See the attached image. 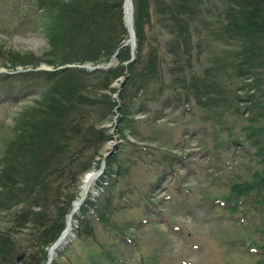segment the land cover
I'll return each mask as SVG.
<instances>
[{"label":"rangeland","instance_id":"obj_1","mask_svg":"<svg viewBox=\"0 0 264 264\" xmlns=\"http://www.w3.org/2000/svg\"><path fill=\"white\" fill-rule=\"evenodd\" d=\"M79 1L76 13L64 17L72 23L67 45L53 28L48 33L52 19L40 3L77 0H0V86L6 88L0 87V172L17 155L20 177L42 183L34 190L41 201L28 218L33 228L17 227L18 238L5 242L14 258L0 264H47L84 176L99 168L102 174L73 216V238L52 264H264V50L250 49V32L229 16L241 17L244 0H181V11L190 14L186 22L164 15V0H145L144 16L139 0H131L133 49L125 0L95 15L82 34L69 31L87 20ZM111 58L115 62L103 70L117 67L120 58L123 74L109 87L103 74L77 67L107 65ZM235 60L243 65L237 73ZM151 62L148 88L139 91L143 79L135 75ZM61 66L78 70L41 98L45 79L25 73ZM129 70L136 80L126 85ZM91 101L96 105L86 112L82 103ZM51 102L60 116L36 142L39 152L26 156L29 136L22 127L27 133L30 122L18 123L17 116ZM45 123L34 125L33 138ZM8 142L22 151L7 153ZM29 157L32 175L25 170ZM13 208L0 211V228L6 222L1 215Z\"/></svg>","mask_w":264,"mask_h":264},{"label":"trees","instance_id":"obj_2","mask_svg":"<svg viewBox=\"0 0 264 264\" xmlns=\"http://www.w3.org/2000/svg\"><path fill=\"white\" fill-rule=\"evenodd\" d=\"M78 1V4H71V5H66V2H46L43 3L41 2L40 5H47V8L44 10V16L47 18V20H50V18L52 19V24L49 22L48 25V33L51 31V28H53L56 32V35H60L63 38V43L68 45V42L66 40V31L68 30L67 27H69L70 23L64 18L68 13L70 14H75L77 7L80 4V1ZM84 5H85V10H86V14H85V18L87 19L85 23H82V25H78V27H76L75 29H70V32H77L78 34H82V26H86L88 24H93V21H95L94 16L97 14H105V8H118L121 4H122V0H100L97 3H93L92 0H81ZM105 1H107V5H103L102 3H104ZM164 2L166 4H168L169 6V10L168 12H165L164 15H168V18L171 19H177L178 21H187L189 19V15L190 14H186L183 11H181V7H180V2L181 0H164ZM99 3H101L102 5L99 6ZM145 0H139L138 1V7H140V10H142V14L144 16V11H145ZM243 6L242 10H241V17L237 16L235 17V15H232V11H230L231 14H229V16L231 17V19L235 22V24L237 25V27H241L243 29H247L250 32V36H247L248 39H250V49L252 48L254 50V52L258 51V50H264V0H244V2L241 3L240 8ZM145 7V8H144ZM237 8H239V4L236 6ZM231 10H233V8H231ZM239 10V9H238ZM236 10V11H238ZM142 14L140 13L139 16L137 15V18L140 17L138 23H137V31H136V35L139 37H142V27L144 25V20L142 19ZM72 17V15H70ZM50 17V18H49ZM96 18V17H95ZM97 20V19H96ZM51 21V20H50ZM48 24V23H47ZM182 24H186L184 22H182ZM89 29V27H88ZM87 34L88 31H85L84 34ZM91 33V31H90ZM142 39V38H141ZM141 40H139L140 43ZM138 43V45H139ZM179 45V43H177ZM140 47V46H139ZM180 47V46H179ZM189 54V53H187ZM155 56L157 55L156 53L154 54ZM236 55H241V53H238ZM119 64L117 67H111L108 68L106 70L103 71H93V72H89V71H84L86 72L88 75H92V74H96V73H101L104 75V78L106 79V84L107 87H109L111 81L113 79H116L119 75H122L123 73V69H122V64L120 61V58L118 59ZM235 60L234 65L238 66L239 68L237 69V67L235 68L234 72L237 73L239 72V69L241 68L240 66H243L239 61ZM153 64L154 63H149V68H146L144 71V74L141 75H135L137 78H139L140 80L143 79L142 81V86L139 87V91H144L146 90L148 87V81L146 80L147 78H149V74H153L154 68H153ZM129 68L130 65H134V63H128ZM122 66V67H121ZM78 70V68H70V67H66L63 68L61 70L58 71H47V70H32L31 72H27L25 73V76L30 77L32 79H36L38 81V79L40 77H42L43 79H45V82H41V88H42V93H40L41 98H45L47 96V94L58 84L59 81H61V79H63L66 74L70 71H75ZM122 70V71H121ZM131 70V69H130ZM129 70V73H130ZM82 71V70H81ZM171 72L174 71V69L170 70ZM131 73L126 77V85L130 84V83H134L136 78L130 76ZM144 78H146L144 80ZM52 83V87L49 85ZM61 83H65L63 81H61ZM80 83H77V86H81L79 85ZM135 85V84H134ZM2 87V86H0ZM3 89H6L4 87H2ZM92 88V87H91ZM110 89V88H109ZM139 93H136V99L138 98ZM18 97V96H16ZM78 97H83L81 94H77L76 98ZM75 99V98H74ZM18 99H16L17 101ZM20 101V100H18ZM74 102V101H73ZM82 105L86 106V112H91V109L93 108L94 105H96V103L94 101H91V103H82ZM56 108H59V105L57 104H52V102L49 105H43L41 106H37V109H29V110H33V111H23V113H21L20 115L17 116L16 121L18 123L23 122L25 123L26 120H23L24 118H27V121L30 122L29 124V129L28 132L29 134H27L25 132V126L22 127V132L25 133L26 138H28L26 144L29 146L28 151L26 152V156H28L32 151L35 153H38L40 148H39V144L35 145L36 142L39 139H42L43 137H45L47 135V130H49L50 128H53V125L50 124L52 122V120L57 121L56 118H58L60 116V113L56 111ZM36 111L37 114H33L32 112ZM34 116H37V118L34 119ZM124 116V115H123ZM123 119V118H122ZM46 122V123H45ZM36 123H40L44 124V129L41 130L39 132L40 136L39 138H33V136H37L38 135V131H36V128L34 127V125ZM53 123V122H52ZM18 125L16 124V127ZM27 128V127H26ZM22 132H18V134H16V136L21 137V135L23 134ZM45 134V136H44ZM32 138V140L30 141V139ZM9 143V145H8ZM7 146H6V152L9 153L11 152V149L14 148L16 149L18 152L22 151V146L18 145L16 142H8ZM24 145V144H23ZM30 145H33L32 147ZM26 146V145H25ZM24 146V148H25ZM24 150V149H23ZM6 155V154H5ZM17 155H14V161H12V163L8 164L6 166L5 171H1L0 172V182L3 181V188L6 189L3 191V194L0 195V204H2L0 206L1 210L0 211H4L6 212L8 209L13 208V212L9 213L7 215L2 214L1 217L3 219H5V223L3 224V227L0 228V262L1 261H8V259L10 258H14V255H12L9 251V248L7 246H5V242H10L13 240V238H18L15 237L13 234L16 231H20V229H17V227L20 228H25V229H32V225L30 224L31 222H29L30 220L28 219L30 215H34L33 211H31L30 209L32 207L35 206V204H39L40 201H37L36 197H35V193L34 190L35 188L39 189L41 188L42 183H37L38 181H36L37 179L33 180V183L31 184L30 178L29 177H20V168L23 169L21 164V159L17 161ZM29 163V165L26 164L27 168L25 169L26 172L32 175V169H34L35 164H34V158L29 157L26 159ZM17 161V162H16ZM39 165V164H37ZM42 168L37 167L36 170H38L37 172L41 171ZM24 170V171H25ZM25 173V172H24ZM27 173V175H28ZM40 173V172H39ZM39 176V175H38ZM35 176L34 178L38 177ZM40 181V179H38ZM36 183V184H34ZM42 189V188H41ZM37 192V191H36ZM13 200L15 201L14 204H12L11 206L9 205V202ZM18 207L20 208H17ZM236 206V203H233L232 206L230 205H226V207L228 208H234ZM232 211V209H231ZM82 216L84 215L83 213L81 214ZM80 219V218H79ZM36 221V219H34ZM51 223H56V224H60L58 223V221L53 220ZM27 226V227H26ZM14 230V231H13ZM45 231V229H43ZM43 232V231H42ZM41 232V233H42ZM40 233V234H41ZM24 240H22L23 242ZM36 241V240H35ZM38 241V240H37ZM28 242V241H27ZM30 243V242H28ZM29 251H32L31 249ZM22 253L26 254L27 256H29L30 258L34 255L28 254V252L24 251V249H22Z\"/></svg>","mask_w":264,"mask_h":264},{"label":"bare ground","instance_id":"obj_3","mask_svg":"<svg viewBox=\"0 0 264 264\" xmlns=\"http://www.w3.org/2000/svg\"><path fill=\"white\" fill-rule=\"evenodd\" d=\"M125 24L129 28V35L128 38L131 43L133 40V46L135 45L134 42V34H133V23L131 19V14H133V6H132V1L131 0H126L125 1ZM101 168L97 171H91L88 172L81 183V192H80V198L75 201L72 205L70 213L67 215V224L64 230L62 231V234L58 240V243L55 244V246L52 245V247L49 249L48 252V259L50 260V264H52L53 259L56 257L57 252L62 249L72 238H73V231H72V219L74 214L78 212L83 200L88 197V193L90 192L94 182L98 179V177L102 174L100 171ZM95 192V191H94Z\"/></svg>","mask_w":264,"mask_h":264},{"label":"water","instance_id":"obj_4","mask_svg":"<svg viewBox=\"0 0 264 264\" xmlns=\"http://www.w3.org/2000/svg\"><path fill=\"white\" fill-rule=\"evenodd\" d=\"M126 1V0H125ZM125 1H124V3H125ZM128 43H130L131 44V47H132V49H133V40H132V43H131V41L129 40L128 41ZM135 56H134V54L131 56V58L133 59ZM115 62V59L114 58H111V60L107 63V65H98V66H93V67H90V66H87V65H77V67L78 68H80V69H85V70H89V71H94V70H103V69H105V68H107V67H110L113 63ZM42 68H44V67H41V69ZM61 68H63V67H58L57 69H61ZM47 70H52V69H50V68H46ZM59 240V239H58ZM58 240L53 244V246H55V244H57L58 243ZM21 258V256L20 257H18V258H16V260H18V259H20ZM47 264H50V260L48 259V261H47Z\"/></svg>","mask_w":264,"mask_h":264}]
</instances>
